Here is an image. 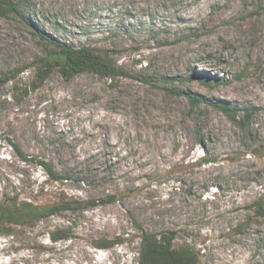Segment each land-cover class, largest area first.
I'll return each instance as SVG.
<instances>
[{
	"label": "rangeland",
	"instance_id": "1",
	"mask_svg": "<svg viewBox=\"0 0 264 264\" xmlns=\"http://www.w3.org/2000/svg\"><path fill=\"white\" fill-rule=\"evenodd\" d=\"M13 1L127 76L41 80L43 43L0 17V203H78L0 237V264H139L144 233L191 246L197 264H264V0ZM179 91L242 111L193 109ZM67 228L71 241L50 240Z\"/></svg>",
	"mask_w": 264,
	"mask_h": 264
},
{
	"label": "trees",
	"instance_id": "2",
	"mask_svg": "<svg viewBox=\"0 0 264 264\" xmlns=\"http://www.w3.org/2000/svg\"><path fill=\"white\" fill-rule=\"evenodd\" d=\"M27 10V6L20 2L0 0V17L6 18L12 15L20 17L32 28V32L43 43L45 56L38 62L39 79L43 80L53 72H58L67 81L85 73L95 74L110 80L127 76L122 69L116 66L107 52L90 46L73 47L45 34L35 27L29 17L26 16ZM176 94L186 97L193 109L199 104H206L218 108L228 115L234 114L238 116L239 112L242 111L228 105L212 103L210 100L191 91H179ZM246 113L249 118L251 111L247 110ZM11 148L22 163H33L40 167L49 180L54 182H63L65 180V178L58 175L51 162L31 157L14 144H11ZM75 204L78 203L64 199L57 204L42 207L28 202L19 203L17 197L6 199L0 203V237L14 239L18 233L16 227L19 224L24 225L27 223L30 226H35L41 220L47 219L52 215L73 209ZM88 205L95 206L96 203L93 202ZM73 237L72 229L67 228L50 234L49 238L53 243H57L59 241H71ZM121 243L120 240H103L98 244V247L108 249ZM138 254L139 264H197L199 261L194 248L188 245L176 247L173 244V237L167 235L159 236L144 233L140 237Z\"/></svg>",
	"mask_w": 264,
	"mask_h": 264
}]
</instances>
